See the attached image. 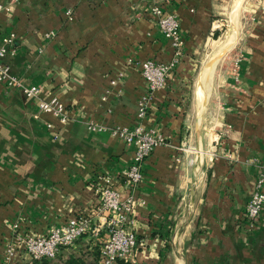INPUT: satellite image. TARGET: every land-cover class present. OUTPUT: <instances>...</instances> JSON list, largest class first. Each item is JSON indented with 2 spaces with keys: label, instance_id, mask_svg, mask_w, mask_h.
<instances>
[{
  "label": "crops",
  "instance_id": "0c3cea01",
  "mask_svg": "<svg viewBox=\"0 0 264 264\" xmlns=\"http://www.w3.org/2000/svg\"><path fill=\"white\" fill-rule=\"evenodd\" d=\"M239 1L0 0L8 6L0 8V44L15 34L3 60L40 89L28 96L0 80V264L31 258L22 247L6 255L17 234L90 211L103 172L122 197L135 196L133 264H264V206L254 223L246 215L259 171L251 160L264 163V0ZM155 4L177 15L185 44L140 119L139 99L150 88L138 61L174 55L151 13ZM246 10L236 42L218 41L215 24ZM51 95L66 121L40 109L39 98ZM86 117L106 129L88 128ZM137 122L167 140L146 157L144 178L131 190L123 173L134 144L110 128Z\"/></svg>",
  "mask_w": 264,
  "mask_h": 264
},
{
  "label": "built area",
  "instance_id": "2783aa9c",
  "mask_svg": "<svg viewBox=\"0 0 264 264\" xmlns=\"http://www.w3.org/2000/svg\"><path fill=\"white\" fill-rule=\"evenodd\" d=\"M0 8H8L0 4ZM72 8L68 7L66 13L71 18ZM151 13L155 16L164 35L170 39L174 55L169 60H157L147 58L138 61L144 77L149 84V94L143 95L138 103V117L144 118L148 113L149 100L153 98L154 92L167 83L169 73L183 55L185 39L181 31L180 21L173 12H167L161 4L151 7ZM221 25V24H220ZM215 24V27H220ZM47 31L46 35H52ZM15 34L3 36L0 44V80L11 86L20 87L28 96H38L40 89L37 85L24 84L14 73L11 72L9 64L4 62L6 53L14 52ZM122 73H119V77ZM115 82V80H112ZM41 110L51 113L61 121L69 117L64 104L57 96L39 98ZM83 122L90 129H106L105 125L86 117ZM110 131L121 135L128 143L134 144V152L131 164L123 176L126 177V184L133 190L137 188L144 178V161L155 147L166 142L163 133L154 128L146 127L142 122L133 126L111 127ZM215 150L210 151L211 155ZM232 158V153H228ZM251 162L257 165L259 171L256 185L246 205V214L249 222L254 223L261 214L264 206V163L258 159ZM97 192L98 201L91 207L90 211H79L68 215L64 221L52 225L46 232L17 234L8 243L5 253L11 254L18 247H22L30 257L39 259L41 257L54 256L61 246L69 245L80 234L91 230L95 235H101V256L99 264H113L118 257L128 258L138 246V233L130 225L135 224L136 219L132 215L134 194L122 197L119 190L112 182L111 174L103 172L96 176L93 183ZM98 217V223L91 226V215ZM14 226H17L15 224ZM103 231V232H101ZM104 233V234H103Z\"/></svg>",
  "mask_w": 264,
  "mask_h": 264
},
{
  "label": "trees",
  "instance_id": "16d2710c",
  "mask_svg": "<svg viewBox=\"0 0 264 264\" xmlns=\"http://www.w3.org/2000/svg\"><path fill=\"white\" fill-rule=\"evenodd\" d=\"M61 249L62 251H59ZM100 256L101 241L94 239L88 229L80 234L69 245L61 246L54 256L41 257L39 259L31 257L28 261L22 264H99ZM115 262L121 264H133L127 258L123 257H118L114 263Z\"/></svg>",
  "mask_w": 264,
  "mask_h": 264
},
{
  "label": "rangeland",
  "instance_id": "374dc122",
  "mask_svg": "<svg viewBox=\"0 0 264 264\" xmlns=\"http://www.w3.org/2000/svg\"><path fill=\"white\" fill-rule=\"evenodd\" d=\"M248 1H251V2H254V1H256V0H240L239 1V3H240V5H242V6H245L244 4H247L248 5ZM240 5H238L237 6V8L240 6ZM250 6V5H249ZM239 9V8H238ZM238 9H237V11H236V13H238L239 14V11H238ZM232 14V15H230V16H227V19L226 20H223V23H221V22H219V21H217V22H219L218 24L220 25L221 24V26L220 27H218L219 29H220V34H219V36H218V41H220V40H228L229 38H230V36L232 37V36H234L233 35V30H234V27H238L239 26V28H241L242 29V24H240V22L239 21H241V22H245V21H243V20H245V18H246V13H248V10H246L245 11V14H243V16L242 17H240V19H237V16H238V14ZM245 15V16H244ZM248 15V14H247ZM231 19L233 20L232 22V25H231V23H230V21H231ZM239 20V21H238ZM216 22V23H217ZM235 31V30H234ZM236 40H237V38H236V36H234V41L232 42V44L231 45H233L235 42H236Z\"/></svg>",
  "mask_w": 264,
  "mask_h": 264
},
{
  "label": "bare ground",
  "instance_id": "6f19581e",
  "mask_svg": "<svg viewBox=\"0 0 264 264\" xmlns=\"http://www.w3.org/2000/svg\"><path fill=\"white\" fill-rule=\"evenodd\" d=\"M227 41H228V42H226V43H227V46H228V45H231L232 42L234 41V36H232V37L230 36V38H229ZM220 49H221V48H220ZM223 49H224V48H223ZM223 49H222V50H223ZM227 49H228V48H227ZM220 52H221V51H220Z\"/></svg>",
  "mask_w": 264,
  "mask_h": 264
}]
</instances>
